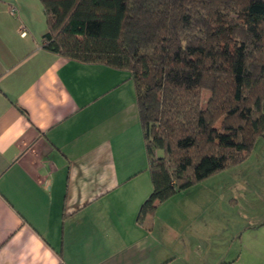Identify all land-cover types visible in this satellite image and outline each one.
I'll return each mask as SVG.
<instances>
[{"label": "crops", "instance_id": "1", "mask_svg": "<svg viewBox=\"0 0 264 264\" xmlns=\"http://www.w3.org/2000/svg\"><path fill=\"white\" fill-rule=\"evenodd\" d=\"M44 30L38 0H0V264H264V207L212 217L179 190L137 218L152 183L129 73Z\"/></svg>", "mask_w": 264, "mask_h": 264}, {"label": "trees", "instance_id": "2", "mask_svg": "<svg viewBox=\"0 0 264 264\" xmlns=\"http://www.w3.org/2000/svg\"><path fill=\"white\" fill-rule=\"evenodd\" d=\"M39 2L43 48L129 73L152 183L138 219L264 136V0Z\"/></svg>", "mask_w": 264, "mask_h": 264}, {"label": "rangeland", "instance_id": "3", "mask_svg": "<svg viewBox=\"0 0 264 264\" xmlns=\"http://www.w3.org/2000/svg\"><path fill=\"white\" fill-rule=\"evenodd\" d=\"M207 95L202 92L203 101ZM183 190V196L190 194L194 200L210 201L212 217L235 216L241 209L250 212V206L264 207V136L256 139L241 162L229 164Z\"/></svg>", "mask_w": 264, "mask_h": 264}, {"label": "built area", "instance_id": "4", "mask_svg": "<svg viewBox=\"0 0 264 264\" xmlns=\"http://www.w3.org/2000/svg\"><path fill=\"white\" fill-rule=\"evenodd\" d=\"M10 12H11L12 14H14V12H15V8H14V7H11V8H10Z\"/></svg>", "mask_w": 264, "mask_h": 264}]
</instances>
